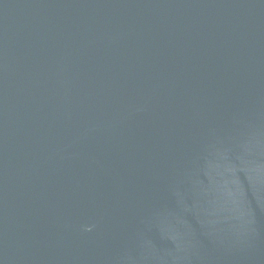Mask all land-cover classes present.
<instances>
[{
    "label": "water",
    "instance_id": "water-1",
    "mask_svg": "<svg viewBox=\"0 0 264 264\" xmlns=\"http://www.w3.org/2000/svg\"><path fill=\"white\" fill-rule=\"evenodd\" d=\"M0 264H264V0H0Z\"/></svg>",
    "mask_w": 264,
    "mask_h": 264
}]
</instances>
